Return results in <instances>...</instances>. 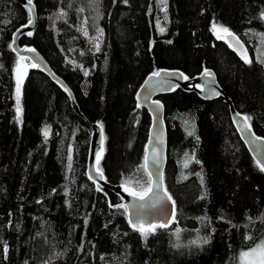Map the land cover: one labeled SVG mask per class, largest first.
<instances>
[{
  "label": "trees",
  "instance_id": "obj_1",
  "mask_svg": "<svg viewBox=\"0 0 264 264\" xmlns=\"http://www.w3.org/2000/svg\"><path fill=\"white\" fill-rule=\"evenodd\" d=\"M33 4L37 27L19 44L43 55L79 112L57 83L13 52V33L30 14L17 0H0V264H236L241 251L264 239V171L223 97L205 100L181 88L156 97L167 130L164 181L177 216L147 239L114 207L122 198L100 185L97 191L87 176L90 124L103 128L106 181H131L139 191L149 181L141 165L152 118L137 105V91L160 69L189 79L211 69L264 138V0ZM213 24L249 47L250 63L214 35Z\"/></svg>",
  "mask_w": 264,
  "mask_h": 264
},
{
  "label": "water",
  "instance_id": "obj_2",
  "mask_svg": "<svg viewBox=\"0 0 264 264\" xmlns=\"http://www.w3.org/2000/svg\"><path fill=\"white\" fill-rule=\"evenodd\" d=\"M17 1L26 7V0ZM33 7L34 12L31 14L33 19L32 24L28 25L27 22L26 24L18 27L15 30L12 36L11 48L12 50L15 49L13 50V52L18 57H26L30 60L32 64H37L38 67H36V69L39 72L45 74L47 77H49L53 82L57 83L64 91L65 88H67L68 91L65 92L70 99L71 106L73 107V109L79 112L75 97L71 89L61 77L57 76L53 72L43 55L36 48L21 46L19 44V38L23 34L28 32H34L37 27V13L34 4ZM226 40L237 54L241 55L245 52L247 54V48L240 39L239 43H237L231 37L226 36ZM241 45L243 47H241ZM27 49H34L35 51H27ZM208 70L212 73L211 76H204L203 70L201 74L195 77L194 79L184 80L179 75L183 72L178 69H160L159 71L161 72V76L149 80L148 78L149 76H151L152 73L149 74L136 93L135 99L137 105L147 109L152 118L149 130V137L145 146V155H148L149 158L146 171L148 173H151L153 194L156 193L158 190L161 196H164L165 191L168 195L171 196L165 186L164 181V169L167 161V130L164 121V106L159 99H156V97L161 94L171 93L178 88H181L186 91L194 90L201 98L205 100H214L219 97H223L229 103L231 121L235 126L244 145L246 146V148L248 149L251 156L256 162L260 161L262 164H264V138L254 132L249 121H244L245 116L239 113L233 107L231 100L227 97L226 93L223 91L221 85L219 84L215 72L211 69ZM165 73H168L170 75H165ZM183 75L186 76L184 73ZM197 85H199V87H197ZM213 92H217L219 93V95H214ZM156 101H159V104L162 105V107H158L157 104L154 103ZM245 123L250 125V127L245 128ZM90 127L91 139L86 170L88 178L91 174L92 178L89 179L92 182L107 189H110L116 194H118L122 198L123 204H127L129 206L128 212L132 214V219L134 223L137 222L135 219L137 209L133 207V205L144 204L145 207L141 210V221L144 223V225L147 226L148 224H166L167 227L164 228H168L177 216L176 203L172 196L171 200H168L165 197L163 200L157 203H153V195L150 194L144 201H139L138 199L130 196L128 192L124 191V185H114L107 182L106 179L101 180L99 178L98 174L95 171V168L97 167L96 154H100L101 160L104 148L103 128L97 122L91 123ZM102 137L103 142H101ZM157 185H159V189H157ZM129 218L130 217L127 213L128 223ZM7 246L8 245H6V247Z\"/></svg>",
  "mask_w": 264,
  "mask_h": 264
},
{
  "label": "snow or ice",
  "instance_id": "obj_3",
  "mask_svg": "<svg viewBox=\"0 0 264 264\" xmlns=\"http://www.w3.org/2000/svg\"><path fill=\"white\" fill-rule=\"evenodd\" d=\"M26 7H27L28 13L30 14L29 15V20H28V25H31L32 22H33L31 14L34 12L33 0H26ZM80 11H83V9H80ZM85 23H86V21H85ZM213 29L216 31V35H217L218 39H225L226 36H227V37H231L233 40H235L237 43H239V38L236 37L235 34L230 32V30L228 28L220 27V26H218L216 24H213ZM99 31H100V34L102 35L103 30L100 29ZM161 31H164V29L161 28ZM221 32H223L225 35H221L220 34ZM27 34L31 35L32 33L28 32ZM84 35L85 36L88 35L86 30H84ZM241 47H243V46L241 45ZM96 48H97V51H98L99 50V44L96 45ZM13 50H15V49H13ZM27 51H35V50L34 49H27ZM241 55H242V58L245 60L246 63H250L251 62L247 58L246 52L242 53ZM25 59H26V57H23V56L20 57L21 61H23ZM31 66L32 67H38V65L35 64V63H33ZM19 67H20V65L18 64V69H19ZM25 67H27V66H25ZM87 74L88 73L85 72V75H87ZM165 75H170V74L165 73ZM179 75L184 80L189 79L187 76H184L183 73H180ZM203 75L204 76H211L212 73L208 69H205ZM160 76H161V72L160 71H154L151 74V76H149L148 79L152 80L153 78L160 77ZM21 83H22V81L18 77V79H17V100H16V103H17L16 112H17V118L18 119H20L21 112H22V109L20 107V86H21ZM176 86H178V85H176ZM197 87H199V85H197ZM65 91H68V89L65 88ZM213 94L214 95H219V93H217V92H213ZM154 103H156L158 107H162V105L159 104V101H156ZM249 119L250 118L247 117V116L244 117V121L245 122H247ZM244 126H245V128L250 127V125H248L247 123H245ZM192 134H193L192 132H189V135H192ZM44 135H45V137H47V135H48L47 130L45 131ZM257 139H259V138H257ZM101 142H103V137H102V141ZM148 159H149L148 155H145L144 164L141 165L142 168L147 169ZM99 163H100V154L97 153L96 154V165H97V167L95 168V171L98 174L99 178L101 180H103V179H105V177H104V174H103V170L98 167ZM257 164L260 166L261 171H264V164H262L260 161H257ZM68 167H69V169H71V156H69V165H68ZM148 176H149V181H148V186L147 187H144L142 185L141 186V190L137 191L134 188L127 186L129 183H131V181H126V184L124 186V191L128 192V194L130 196L138 199L139 201H144L150 194L153 195V203H157V202L163 200L165 197L168 200H171V196L168 195L166 193V191L164 193V196H161L159 194L158 190H157L156 193L153 194V187H152V182H151V179H150L151 178V173L150 172L148 173ZM89 178L90 179L92 178L91 174L89 175ZM157 189H159V185H157ZM100 190H101V188L98 185L97 186V191H100ZM173 203H174V201H173ZM114 207L123 209L125 213H128V215L130 217L129 218V224H131V226L133 227L134 230L139 231L142 235H144L145 239H147V236L149 234L154 233L156 231L157 227H160V228L167 227L166 224H160V225L148 224L147 226H145L144 223L141 221V215H142L141 210L145 207L144 204H134L133 205V207H135L137 209L136 216H135V219H136L137 222H135V223L133 222L132 214L128 212L129 206L127 204H117ZM262 219H264V218H262ZM247 239H252V237L249 236V237H247ZM207 242H208V240L205 239L204 243H207ZM192 243H198V241H193ZM7 250L8 249L5 246V248H4L5 253L7 252ZM239 264H264V240L259 241L257 244H255L253 247L249 248L246 251H241L239 253Z\"/></svg>",
  "mask_w": 264,
  "mask_h": 264
},
{
  "label": "rangeland",
  "instance_id": "obj_4",
  "mask_svg": "<svg viewBox=\"0 0 264 264\" xmlns=\"http://www.w3.org/2000/svg\"><path fill=\"white\" fill-rule=\"evenodd\" d=\"M218 30V29H217ZM221 35H225L223 32H221L220 33ZM214 35L217 37V35H216V31L214 30ZM221 40H224L225 42H226V38L225 39H221ZM228 42V41H227ZM229 44V43H228ZM227 44V45H228ZM228 47H230V49L232 50V51H234L233 49H232V46H230V44L228 45ZM246 48H247V54H246V56H247V58L251 61L252 59H253V56H252V53L250 54L249 52H248V50H249V47H247L246 46ZM235 52V51H234ZM236 53V52H235ZM237 54V53H236ZM259 54V48L258 47H256L255 48V50H254V57H256L257 58V55ZM239 57H242L241 55H239V54H237ZM245 61V60H244ZM264 240V239H263ZM261 241V240H260ZM249 249V248H248ZM248 249H246V250H248ZM246 250H243V251H246ZM236 264H239V255H238V259H237V262H236Z\"/></svg>",
  "mask_w": 264,
  "mask_h": 264
}]
</instances>
